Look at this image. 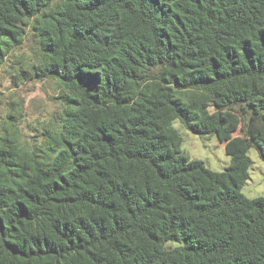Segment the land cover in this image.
<instances>
[{"label": "trees", "instance_id": "1", "mask_svg": "<svg viewBox=\"0 0 264 264\" xmlns=\"http://www.w3.org/2000/svg\"><path fill=\"white\" fill-rule=\"evenodd\" d=\"M28 35L21 72L59 107L32 140L0 124V264H264V198L241 193L264 0H0V68ZM175 120L226 170L182 154Z\"/></svg>", "mask_w": 264, "mask_h": 264}, {"label": "rangeland", "instance_id": "2", "mask_svg": "<svg viewBox=\"0 0 264 264\" xmlns=\"http://www.w3.org/2000/svg\"><path fill=\"white\" fill-rule=\"evenodd\" d=\"M33 44V39L28 35L0 68V124L14 123L21 137L28 140L34 139L33 135L40 132L42 125H48L59 107V89L55 81L47 78L29 80L30 76H24L21 72L26 70L30 74L28 65L31 63ZM172 126L181 137L182 154L191 160L201 161L211 171L226 170L229 156L214 135H196L185 129L178 120L173 121ZM247 156L251 167L241 193L247 198H264V162L254 148L248 150Z\"/></svg>", "mask_w": 264, "mask_h": 264}]
</instances>
